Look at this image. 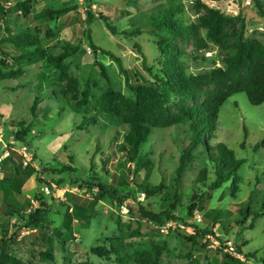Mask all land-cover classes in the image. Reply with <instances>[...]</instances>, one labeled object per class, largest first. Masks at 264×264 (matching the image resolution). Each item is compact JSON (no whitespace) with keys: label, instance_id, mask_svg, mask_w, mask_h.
<instances>
[{"label":"rangeland","instance_id":"374dc122","mask_svg":"<svg viewBox=\"0 0 264 264\" xmlns=\"http://www.w3.org/2000/svg\"><path fill=\"white\" fill-rule=\"evenodd\" d=\"M169 1L0 0V72L18 66L25 35L37 36L49 55L75 52L67 60L68 75L78 80L79 99L88 96L77 109L60 94L67 83L46 60L27 67L25 77H0V155L7 154L0 181V246L2 240L8 242V252L22 263L53 264L42 257L52 248L55 264H117L115 255L100 258L92 249L111 251L108 240L121 238L130 254L160 252L159 264H264V104L251 105L245 93L224 104L216 138L209 140L210 146L222 145L244 161L237 175L210 198L206 186L216 179L215 165L203 156L189 165L179 183L181 203L172 211L173 218L138 222L141 207L162 214L174 203L176 170L190 134L187 126L155 129L143 149L153 165L136 174L119 150L127 127L100 112L108 84L98 65L106 67L117 90L134 96L117 64L91 45L122 58L135 82L151 79L135 45L141 46L147 66L156 73L161 55L155 36L145 27L151 11ZM239 1L184 0L183 4L190 22L206 14V6L237 18V32L264 42V16L255 1ZM45 10L64 13L52 20L39 18ZM106 23L117 30L116 35ZM138 28L141 35L123 34ZM179 44L194 73L222 66L226 56L214 44L203 51L195 50L192 41ZM36 96L42 103L32 113ZM91 118L97 123H88ZM140 181L153 186L164 181L169 189L148 197L137 187ZM195 194L203 198L190 217L188 207ZM73 196L90 203L76 209ZM39 209L44 215L33 225L30 216ZM211 211H218L215 228L214 213L207 215ZM255 214L263 216L250 228ZM227 241L240 258L226 251Z\"/></svg>","mask_w":264,"mask_h":264},{"label":"trees","instance_id":"16d2710c","mask_svg":"<svg viewBox=\"0 0 264 264\" xmlns=\"http://www.w3.org/2000/svg\"><path fill=\"white\" fill-rule=\"evenodd\" d=\"M236 1L240 4L239 0ZM254 1L259 12L264 16V5L260 0ZM183 2L184 0H170L167 4L154 8L149 14L145 28H150L152 35L155 36V44L161 59L158 61V70L154 73V68L147 66V58L142 53L141 46L135 45L142 56L144 68L151 75V79L145 82L134 81L135 74L124 66L122 58L101 50L94 44L91 45L94 51H99L117 64L125 78L126 87L134 96L127 97L117 90L106 67L103 64L98 65L101 76L108 84L100 99V112L110 120L119 121L127 127L119 150L125 156L127 164L135 166L136 174L148 172V164L153 165L148 157L149 153H144L143 149L155 129L187 126L190 134L188 142L183 143L180 164L176 170L172 188L174 203L162 214H156L141 207L138 222H161L163 216L173 218L172 211L181 203L179 183L189 165L203 156L215 165L216 179L206 186L210 198L214 192L230 182L231 178L237 175L244 161L236 160L233 152L222 145L217 147L209 145V140L216 138L221 108L228 99L238 93H245L253 106L264 104V42L254 41L246 37L244 32H237L235 30L237 18L226 17L219 11L206 6H204L206 14L190 22L186 18ZM18 7L24 14L27 13L25 5L20 4ZM63 13V10L55 12L45 10L38 14V17L52 20L54 16H60ZM106 24L107 28L116 35L117 30L110 24ZM142 33L139 28L123 32L126 37H134ZM180 41L186 43L192 41L197 51L208 49L210 44L218 46L226 52V56L221 61L222 66L197 73L191 72L186 61L183 60L184 53L180 47ZM20 43L22 48L18 55V66L4 74L0 72L1 78L12 80L25 77L27 67L46 60L59 72L61 81L67 83L60 94L75 103L77 109L87 102V95L83 101L78 97V80L68 75L67 60L75 52L66 50L58 55H49L41 47V40L37 36L25 35ZM54 97L58 98V95L55 93ZM40 103H42L41 98L36 96L31 108L32 113L37 110ZM96 121L97 119L91 118L88 123L96 124ZM202 183H206V180H202ZM136 185L148 197L164 194L169 189L164 181L157 186L145 181H140ZM224 194H229L228 188L225 189ZM202 198L203 195L197 194L192 197L191 205L188 207L190 217L197 210ZM89 203V199L72 197V204L76 209H82ZM210 213H214L212 228H215L218 211H211L207 215ZM43 215L41 209L37 210L30 216L32 224H37ZM260 216L255 214L250 228H253L257 217ZM188 239L191 241V238ZM108 242L111 244V251L96 247L92 249V254L100 258L115 255L117 264H159L160 262V252L153 251L148 254L137 250L130 254L121 238H110ZM52 251V248L47 250L42 253V257L55 264ZM0 264L25 263L9 253L8 242L2 240ZM80 264L92 263L87 261Z\"/></svg>","mask_w":264,"mask_h":264},{"label":"built area","instance_id":"2783aa9c","mask_svg":"<svg viewBox=\"0 0 264 264\" xmlns=\"http://www.w3.org/2000/svg\"><path fill=\"white\" fill-rule=\"evenodd\" d=\"M6 157H7V154L0 155V181H1V179H3L2 164H3V161L6 159ZM196 219H197V223H199V224H201L203 222L202 216H198ZM215 243H219V242L216 241ZM226 244L228 245L227 248H226V251L229 254L234 255V256L240 258V255H238V254H236L234 252V249L232 247V242L231 241H227Z\"/></svg>","mask_w":264,"mask_h":264}]
</instances>
